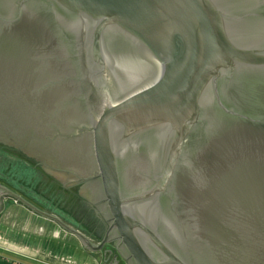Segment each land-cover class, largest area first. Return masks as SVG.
<instances>
[{"label":"water","instance_id":"1","mask_svg":"<svg viewBox=\"0 0 264 264\" xmlns=\"http://www.w3.org/2000/svg\"><path fill=\"white\" fill-rule=\"evenodd\" d=\"M0 144L98 176V242L0 196L109 264H264V0H0Z\"/></svg>","mask_w":264,"mask_h":264},{"label":"crops","instance_id":"2","mask_svg":"<svg viewBox=\"0 0 264 264\" xmlns=\"http://www.w3.org/2000/svg\"><path fill=\"white\" fill-rule=\"evenodd\" d=\"M37 195L33 190L28 200L69 220L61 214L62 210L56 213L46 209L42 197L39 199ZM37 216L13 199H0V264H109L106 256L85 250L73 235ZM60 240L67 243H55Z\"/></svg>","mask_w":264,"mask_h":264},{"label":"flooded vegetation","instance_id":"3","mask_svg":"<svg viewBox=\"0 0 264 264\" xmlns=\"http://www.w3.org/2000/svg\"><path fill=\"white\" fill-rule=\"evenodd\" d=\"M37 165L45 174L56 180L59 190L69 195L67 199L70 198L77 201L82 211L83 219L86 221H84L86 223V229H82L81 231L90 236L93 241H100L106 231L108 220L106 219V213L102 206L103 198H101L98 192V176L95 174H88L84 179L78 182L69 183V178L74 174L69 169L57 165L54 167L55 177H53L51 174L46 173L40 164L37 163ZM0 199L11 198L1 195ZM66 221L72 224V222Z\"/></svg>","mask_w":264,"mask_h":264},{"label":"rangeland","instance_id":"4","mask_svg":"<svg viewBox=\"0 0 264 264\" xmlns=\"http://www.w3.org/2000/svg\"><path fill=\"white\" fill-rule=\"evenodd\" d=\"M15 158L17 157L15 156V154H12V153L9 155L5 153L0 154V183L7 186L10 189L13 188L12 189L13 191L14 190L18 191L17 189H19L18 192L22 193L24 195L23 196L24 198H26L27 200L31 199L29 197L31 195L28 194L29 190L25 192L24 190H20V188H17L18 186H16L15 183H13L12 181L8 179V176L11 174L8 170L9 165L13 164V167L16 166L15 160L17 159ZM8 163L10 164L8 165ZM17 167L18 166H16L14 170H16ZM14 170L12 171L13 173L15 172ZM25 171L23 172V174H24V177H26V179H24V181L27 182L26 187L32 190L35 189L34 191L38 194L36 197H39V199H41L42 197V201H44L43 204L46 209H50L54 212L56 211V213L58 209L60 211L62 210L61 214L66 219H69L68 221L74 223L78 228L86 229V223H85L86 221L83 219L82 211L80 210L79 204H77V201L75 199H72V200L70 198L67 199L69 195L64 193L62 190H59L58 188L59 186L56 185L55 180H52L53 185L51 186V185H48V184H51V181L47 179L44 175H41L40 173H38L37 176H32L33 174L32 170L28 169ZM37 217H39L40 219H45L39 215ZM62 242L67 243L66 241H61V240L55 243L62 244Z\"/></svg>","mask_w":264,"mask_h":264},{"label":"trees","instance_id":"5","mask_svg":"<svg viewBox=\"0 0 264 264\" xmlns=\"http://www.w3.org/2000/svg\"><path fill=\"white\" fill-rule=\"evenodd\" d=\"M3 151V152H2ZM13 152H17L14 148H12V147H9V146H6V145H3V144H0V154L1 153H5V154H7V155H9V154H14ZM15 156L17 157V158H15V159H17V160H15V162H16V166H18L17 168H16V170H14L15 169V167H13V164H11V165H9L10 163H8V165H9V172L11 173L9 176H8V179L10 180V181H12L13 183H15L16 184V186H18L17 188H20V190H24V192L25 191H28V189L29 190H31V191H28V194L29 195H31L32 196V192H33V190L32 189H30V188H28V187H26V181H24V179H26V177H24V174H23V172L25 171V170H32L33 172V174H32V176H37V174L38 173H40L41 175H44L47 179H49L50 181H51V184H48V185H53V183H52V178L51 177H49L47 174H45L43 171H42V169L34 162V164L33 165H30L29 163H28V160L30 159V158H27L26 159V156H17L16 154H15ZM25 157V158H24ZM11 170V171H10ZM15 171L14 173L12 172V171ZM26 172V171H25ZM31 176V175H30ZM37 178V177H36ZM47 185V186H48ZM56 185H57V183H56ZM58 186V185H57ZM13 189V188H12ZM26 189V190H25ZM18 191H19V189H17ZM35 190V189H34ZM56 190H57V188H56ZM16 193H18V194H20L21 196H24L22 193H20V192H18V191H16V190H14ZM30 192V193H29ZM57 192H58V190H57ZM56 193V192H55ZM53 194H54V192H53ZM72 200V199H71Z\"/></svg>","mask_w":264,"mask_h":264}]
</instances>
